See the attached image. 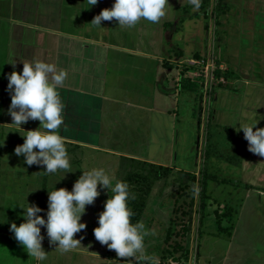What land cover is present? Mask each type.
<instances>
[{
	"label": "crops",
	"instance_id": "0c3cea01",
	"mask_svg": "<svg viewBox=\"0 0 264 264\" xmlns=\"http://www.w3.org/2000/svg\"><path fill=\"white\" fill-rule=\"evenodd\" d=\"M113 2L97 0L92 5L90 0H0V181L9 184L13 180L19 187L9 194L0 186V264H121L101 253L65 251L56 247V243H50L45 235L42 247L47 255L40 260L30 256L9 230L11 222L19 225L24 219L20 215L23 212L19 207L21 201L18 203L13 196L39 197L36 204L40 206L42 196L47 201L54 180L63 178L45 173L43 165H27L23 155L14 152L24 141L23 130L39 126L38 120H29L21 125L23 130L19 129L10 124L12 119L7 113L11 98L6 91V74L22 71V60H44L54 63L58 70H66L67 76L58 86L65 105L64 125L59 131L66 147L114 157L119 164L121 157L137 160L149 154L146 120L156 109L161 112V106L155 109L142 101H149V98L154 101L155 95H171L175 107L179 103L178 89H182L181 77L193 79L192 74H181L182 70L178 69L177 77L174 76L178 89L169 85L164 90L161 78H173L175 69L161 71V62L146 55L147 45L134 43L132 37L140 32L135 33L133 26L118 25L115 18L103 20L101 27L91 23L102 9L111 8ZM225 2L230 8L217 16V24L213 22L215 60L220 68L231 70L237 76L232 80L243 86L239 91L228 90V86L213 87L211 128L221 131L224 127L228 135L235 132L237 139L221 131L234 145L235 152L219 151L230 157V161L212 154L208 158H220L233 167L241 166L239 185L247 191L245 197L254 194L259 200L264 196V157L253 153L251 160L243 159L248 142L243 131L238 129L239 125L252 124L254 120H259L256 127H264V0ZM168 3L163 18H176L180 25L203 16L191 0H168ZM170 5L175 7L171 13ZM208 19L214 21L210 15L203 18L204 21ZM136 24L138 28L144 26ZM167 24L164 22L163 27ZM11 60L16 61L15 69L9 63ZM171 109L166 111L169 113ZM206 135L209 139L212 137L209 125ZM210 144L218 150L215 144ZM250 165H253L252 170ZM36 188L40 189L31 192ZM236 190L237 187L226 189L227 196L231 195L232 199L221 205L233 215L229 232L219 233L216 225L205 227L211 237L208 244L215 250L204 258L205 264H264V232L261 233L264 214L257 216L254 224L241 227L240 216L245 206L239 204L240 199L234 201ZM258 207L261 206L253 205L257 215ZM223 222L227 224L226 218L222 219L220 228H224ZM43 229L41 227V231ZM258 230L259 237L251 238L247 234ZM241 233L244 236L237 237ZM221 235L226 238L219 251L214 240Z\"/></svg>",
	"mask_w": 264,
	"mask_h": 264
},
{
	"label": "rangeland",
	"instance_id": "374dc122",
	"mask_svg": "<svg viewBox=\"0 0 264 264\" xmlns=\"http://www.w3.org/2000/svg\"><path fill=\"white\" fill-rule=\"evenodd\" d=\"M212 1L209 2V9L214 4V0ZM174 8V5H170L169 13L173 12ZM187 9L189 10L190 7ZM165 18L162 17L157 23L145 19L143 22L139 20L138 22L144 26H139L140 28L137 24L133 26L134 32L138 31L141 34H135L132 39H134V43L147 45L146 55L161 62V71L175 69L173 78H161V88L166 90L169 85L177 88L174 76L177 77L178 69L182 70L181 74L183 72L192 74L193 79H197L199 87L197 92L177 88L180 97L178 98L179 103L175 107H173L171 95L161 94L158 97L155 95L154 101L150 98L149 101L145 99L142 101L143 104H152L154 108H158L160 105L161 112L155 108L156 110L146 120L145 130L148 133L147 149L149 154L145 158L137 160L169 168L167 173L147 186H139L134 180L128 182L131 197L135 193L145 197L143 207H134L137 211H133L134 215L130 217V221L142 220L146 228L150 229L149 234L145 237V255L143 258H120L117 257L114 250L108 249L106 245L100 244L95 239L93 228L98 226L97 216L103 210L104 201L112 194L110 190L100 189L99 185L98 190L101 194L92 205L85 206V213L81 217V222H86V228L80 233L74 234V238L83 236L81 247L74 248V251L101 253L121 262V264H205L204 258L211 252H215L208 244L211 237L205 227L209 224L216 225L219 233H227L231 229L233 215L229 210L221 207L222 203H227L229 199H232L231 195L227 196L226 189L237 187V194L233 199L235 202L240 199L239 204L245 206L240 216L241 227H246L249 223L250 225L254 224L256 217L264 214V196L259 200L254 194L245 197L247 191L242 189V184L239 185L241 166H229L220 158L205 156V147L209 140L216 145L218 152L224 154H231L234 148V145L223 137L221 131L227 134L226 128H221V131L211 128L213 127L211 126V116L214 105L212 87L215 88V82L211 77V65L215 60L216 53L213 19L204 21V17L201 16L198 19L186 20L180 25V21L176 18L168 19V16ZM164 22L168 23L165 25L166 27H163ZM193 61L195 63H192ZM189 68L190 71H188ZM227 86L228 90L239 91L243 85L239 81L232 80ZM150 92L152 94V91ZM170 108L172 109L168 113L166 109ZM208 125L212 133L210 139L206 135ZM229 133L232 135L227 134L228 136L237 139L235 132ZM244 148L246 154L243 155V159L250 158L251 160L253 153H248L247 146ZM66 149L71 165L67 171L70 172L65 174V170H59L53 174L58 177H63L65 174L62 179L54 180L53 188L64 187L71 190L76 178L82 174L81 171L92 167H104L115 179L119 180H122L127 172L135 169L133 163L129 161H121L119 164L114 157L107 155L83 153L75 147H66ZM231 158H235V156ZM248 167L252 170L253 165ZM179 170L193 172L196 175V183L200 181L201 173L204 172L207 177L205 183L207 188L201 192V188L195 186L192 191L189 181L181 178ZM0 186H3L2 189L9 194L14 189L19 190L13 180L9 181V184L1 180ZM12 198L18 200V203L21 201L22 206L26 204V200L30 204L33 202L36 204L39 200V197L30 195L13 196ZM39 205L42 209L47 208L44 196L41 197ZM253 205L261 206L258 207L259 215L253 211ZM39 215H45V212H41ZM227 216L229 217L227 218ZM261 217L263 220L264 216ZM223 218H226L227 224L223 222L225 226L220 228ZM263 229L262 227L261 233L264 232ZM41 232L47 236L45 229ZM258 233L259 230L247 234L251 238H256L259 237ZM241 236L244 234L241 233L237 237ZM217 237L219 238L214 240V245H217L220 251L226 237L223 235Z\"/></svg>",
	"mask_w": 264,
	"mask_h": 264
},
{
	"label": "clouds",
	"instance_id": "9594fccd",
	"mask_svg": "<svg viewBox=\"0 0 264 264\" xmlns=\"http://www.w3.org/2000/svg\"><path fill=\"white\" fill-rule=\"evenodd\" d=\"M191 2L199 7L198 0ZM90 3L94 5L97 0H90ZM168 5V0H114L111 8L102 9L91 23L101 27L103 20L113 18L118 25L128 27L141 19L157 23L166 15ZM9 63L15 69L16 61ZM21 63L22 71L18 73L13 70L6 74V91L11 98L7 109L12 119L10 124L22 129L21 125L29 120H38L39 126L33 130L22 129L24 141L14 148V152L18 156L22 154L27 165L45 166V173L55 174L59 170L69 173V155L59 131L64 125L65 105L58 87L64 82L67 72L62 68L58 70L54 63L44 60L25 59ZM258 121L239 125L238 130L243 131L248 150L264 157V127H256ZM81 173L71 190L54 187L48 191L46 211L27 200L24 206H19L23 209L20 215L24 219L19 225L14 221L10 223L9 230L14 238L30 256L40 260L47 255L42 247L45 236L41 234V227L46 230L49 242L56 243V247L65 251L81 247L83 236L74 238V234L86 228V222H81V217L85 213V206L92 205L101 194L99 185L100 189L110 190L112 194L104 201L103 210L97 216L98 226L93 228L95 239L114 250L117 257L143 258L145 237L150 229L142 220L136 223L130 221L134 213L128 204L131 198L128 183L115 179L104 167H92ZM37 189L40 188L31 192ZM41 212H45V215H39Z\"/></svg>",
	"mask_w": 264,
	"mask_h": 264
},
{
	"label": "trees",
	"instance_id": "16d2710c",
	"mask_svg": "<svg viewBox=\"0 0 264 264\" xmlns=\"http://www.w3.org/2000/svg\"><path fill=\"white\" fill-rule=\"evenodd\" d=\"M198 2H199L198 8L203 13V16L206 17L210 15L211 17H214L215 24L218 23L217 16L221 13H225V11H227L230 8V6L224 0H214V4L211 6V9H209V0H200ZM213 65L214 67L212 69V78H213V82H215V87H225L227 86L230 80L237 78V76L231 70L220 68L219 62L217 60L213 61ZM179 83L182 89L191 92H197L199 87L197 79H191L189 77H184V76L181 77ZM216 151L217 150L214 149L210 143H207L205 147V156L208 157L210 154H212L229 161L231 160L230 157L219 154V152ZM120 161L132 162L133 167H135L134 171H129L124 175L122 181H126L128 183L134 180L135 183H137L139 186L140 185L147 186L148 184L162 177L165 173L169 171V168L166 166L145 163L136 159L121 157ZM178 172L181 178L185 179L186 181H189L192 191H194L195 186L201 188V192L202 190L207 188L205 185L207 177L204 172L201 173V179L197 183H196L197 181L196 175L193 172L185 171V170H179ZM144 198H145L144 195L135 193L134 196L129 199L128 204L129 207L132 209V211L134 212L137 211L134 209V207L137 208L143 207ZM131 222L136 223V221H131Z\"/></svg>",
	"mask_w": 264,
	"mask_h": 264
},
{
	"label": "built area",
	"instance_id": "2783aa9c",
	"mask_svg": "<svg viewBox=\"0 0 264 264\" xmlns=\"http://www.w3.org/2000/svg\"><path fill=\"white\" fill-rule=\"evenodd\" d=\"M214 65L212 64L211 65V69H213ZM211 77H212V70H211ZM213 79V78H212Z\"/></svg>",
	"mask_w": 264,
	"mask_h": 264
}]
</instances>
